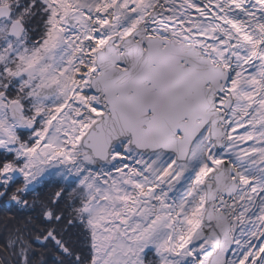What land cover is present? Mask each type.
I'll list each match as a JSON object with an SVG mask.
<instances>
[{
	"label": "snow or ice",
	"instance_id": "obj_1",
	"mask_svg": "<svg viewBox=\"0 0 264 264\" xmlns=\"http://www.w3.org/2000/svg\"><path fill=\"white\" fill-rule=\"evenodd\" d=\"M0 264H264V0H0Z\"/></svg>",
	"mask_w": 264,
	"mask_h": 264
}]
</instances>
